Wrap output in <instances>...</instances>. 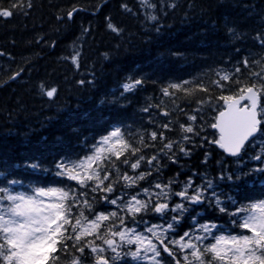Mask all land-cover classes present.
<instances>
[{"label": "snow or ice", "instance_id": "6c2138e0", "mask_svg": "<svg viewBox=\"0 0 264 264\" xmlns=\"http://www.w3.org/2000/svg\"><path fill=\"white\" fill-rule=\"evenodd\" d=\"M33 7V0H7L6 5L0 0V19L26 18ZM176 8L177 0L119 4L123 15L157 35L163 27L159 21ZM79 11L73 7L56 20L70 22ZM104 23L106 31L123 36L110 15ZM258 23L261 30L251 40L260 52H249L235 65L229 59L228 67L210 68L207 78L167 81L159 89L161 101L139 110L148 119L135 132L118 119L102 135L58 147L50 160L26 161L19 178L12 170L0 172V264H264V192L242 194L249 177H264V16ZM91 31V25L81 28L80 45L71 46L64 63L79 70ZM227 32L237 42L247 37L236 25ZM34 42L51 48L56 43L47 44L43 34ZM25 63L30 74L31 62ZM23 74L22 67L9 80ZM89 75L76 84L95 85V75ZM146 79L126 76L107 103L126 100ZM31 90L49 102L58 94L44 80ZM199 153L203 158L195 169L181 165ZM214 155L221 159L210 176L205 166ZM233 161L242 163L233 167ZM248 164L255 166L245 172ZM172 167L177 171L165 180ZM222 185L236 196H225Z\"/></svg>", "mask_w": 264, "mask_h": 264}, {"label": "trees", "instance_id": "16d2710c", "mask_svg": "<svg viewBox=\"0 0 264 264\" xmlns=\"http://www.w3.org/2000/svg\"><path fill=\"white\" fill-rule=\"evenodd\" d=\"M121 2L33 0L34 7L26 18L0 19V52L5 53L0 56V172L12 170L19 178L26 161L41 156L50 160L58 147L75 146L84 137L102 135L118 119L132 125L135 132L148 119L139 110L161 101L159 89L167 81L200 75L207 78L208 69L228 67L224 62L229 59L235 65L249 52L261 51L253 47L251 37L261 30L258 21L264 16V0H177L176 10L169 11L167 18L159 21L163 25L159 35L123 15L119 9ZM3 3L6 5L7 0ZM97 5L101 6L99 10ZM73 7L80 9L74 19L58 23L56 16L66 14ZM109 15L124 29L123 36L106 31L104 18ZM89 25L92 31L83 43L77 70L61 58L69 54L74 43L80 45L81 28ZM233 25L239 32H247L245 41L237 42L228 34L227 27ZM40 34L45 36L47 44L55 41V47L35 44V37ZM236 49H243L239 56L235 55ZM104 53L108 54L107 59ZM26 61L31 62L30 74ZM22 67L24 74L10 81L12 72ZM89 73L95 75V85L78 86L76 81L91 79ZM129 75L134 78L146 75L144 87L126 100L108 104L113 90ZM39 80L58 88L54 101L42 99L31 90ZM5 81H8L6 86ZM115 95L119 96V91ZM101 99L105 104H100ZM129 101L126 110H119V105H127ZM164 103L170 105V101ZM76 132L80 133L79 139ZM202 158L199 153L180 163L191 170ZM219 159L220 156L214 155L205 166L210 176L215 175ZM231 163L235 167L242 161ZM254 166L248 164L244 171ZM176 171L172 167L163 178L167 180ZM242 189L244 195L259 197L264 192V177L252 175ZM222 190L225 196L237 194L227 186L222 185Z\"/></svg>", "mask_w": 264, "mask_h": 264}]
</instances>
